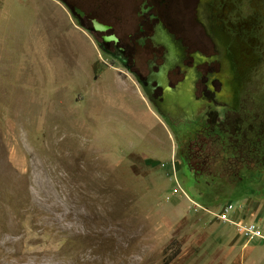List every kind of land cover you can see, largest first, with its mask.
Wrapping results in <instances>:
<instances>
[{
  "label": "rangeland",
  "instance_id": "374dc122",
  "mask_svg": "<svg viewBox=\"0 0 264 264\" xmlns=\"http://www.w3.org/2000/svg\"><path fill=\"white\" fill-rule=\"evenodd\" d=\"M114 4L125 56L57 0H0V264H264L236 225L264 232V14L242 5L234 41L205 21L224 80L208 106L198 66L193 109L154 89L156 50Z\"/></svg>",
  "mask_w": 264,
  "mask_h": 264
},
{
  "label": "flooded vegetation",
  "instance_id": "af4514ba",
  "mask_svg": "<svg viewBox=\"0 0 264 264\" xmlns=\"http://www.w3.org/2000/svg\"><path fill=\"white\" fill-rule=\"evenodd\" d=\"M111 1L115 3L114 5L120 6L124 12L130 8L129 3L135 6L130 15L133 16L134 20L140 21L139 31L142 35L137 42L140 46L149 44L157 52H155L157 56L152 57L148 61L150 67L155 68V71L151 73L152 77H155L152 81L154 89L160 90L162 99L163 95L166 96L167 94L171 98L174 94L178 96L181 91L182 93L180 94L188 99H186L188 101L187 106L193 109L203 99L201 96L198 97L196 95L198 91L197 84H199L203 77L202 72L196 69L198 66L208 64L209 69H211V72L207 73L208 76L204 85L206 91L214 95L213 100H207L208 103L206 102L205 104L211 106L217 100L216 90L213 89V81L218 80L220 84L223 83V78H221L223 77V67L220 60L223 49L219 44V39L211 36L209 33L207 34L210 36L211 42L207 43L201 39V33L206 31L204 28L206 26L205 21H210L211 28L213 26L212 29L215 33L222 27L224 22L229 24L230 27L235 28L233 31L238 29L239 32H233L234 34H232V40L234 41L240 35H244L240 34L241 30L246 27L249 21L242 13V5L245 8L251 7L254 13L259 15L261 13L264 14L263 0H57L68 10L70 16H73L76 21L86 26L91 32L93 31L94 34L98 33L102 39L108 36L109 33L114 32L118 38L117 42L105 39L104 41L113 42L117 46L118 43H121L122 39L115 30L113 31L115 25L110 22L114 18L122 21V18L126 14H117L115 11H112L110 6ZM231 18H233V21ZM94 20L99 21L107 28L96 29L93 25ZM171 21H174V23H171ZM170 23L177 30L170 28ZM193 25L195 26L193 32L199 33L198 38H196L193 44H186L179 32L184 30L185 26L189 29ZM145 27L148 28L145 29ZM146 40L147 42H145ZM229 41L233 43L231 40ZM117 47L120 50V47ZM225 47H227L226 51L228 52L229 45L227 44ZM208 50H212L214 53L205 54ZM121 51L123 52V50L117 52L123 54ZM185 59H191V64L183 63ZM126 61V63L131 65L130 61ZM217 64L222 68L212 71V68ZM175 68L179 69V74H182V77L178 81L173 82L168 75ZM158 79L160 80L158 81ZM226 86L230 87V83H227ZM224 89L226 90L227 88ZM226 91L228 92V90Z\"/></svg>",
  "mask_w": 264,
  "mask_h": 264
},
{
  "label": "built area",
  "instance_id": "2783aa9c",
  "mask_svg": "<svg viewBox=\"0 0 264 264\" xmlns=\"http://www.w3.org/2000/svg\"><path fill=\"white\" fill-rule=\"evenodd\" d=\"M222 218L224 219L225 217L222 216ZM236 225L240 227L242 231H244V234L248 237L249 240L258 239L260 241H264V232L262 231L259 224L252 222L246 225Z\"/></svg>",
  "mask_w": 264,
  "mask_h": 264
},
{
  "label": "water",
  "instance_id": "95a60500",
  "mask_svg": "<svg viewBox=\"0 0 264 264\" xmlns=\"http://www.w3.org/2000/svg\"><path fill=\"white\" fill-rule=\"evenodd\" d=\"M93 25L95 26L96 29H105V28H107L106 26H104L100 22H98L97 20L93 21ZM104 39L105 40H109V39L116 40L114 35L105 36Z\"/></svg>",
  "mask_w": 264,
  "mask_h": 264
},
{
  "label": "bare ground",
  "instance_id": "6f19581e",
  "mask_svg": "<svg viewBox=\"0 0 264 264\" xmlns=\"http://www.w3.org/2000/svg\"><path fill=\"white\" fill-rule=\"evenodd\" d=\"M109 40H113V39H109Z\"/></svg>",
  "mask_w": 264,
  "mask_h": 264
}]
</instances>
